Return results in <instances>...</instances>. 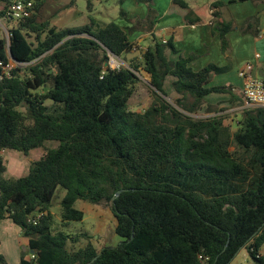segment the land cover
<instances>
[{
	"label": "trees",
	"instance_id": "16d2710c",
	"mask_svg": "<svg viewBox=\"0 0 264 264\" xmlns=\"http://www.w3.org/2000/svg\"><path fill=\"white\" fill-rule=\"evenodd\" d=\"M32 1L31 13L7 28L8 39L0 35V220L18 225L35 254L32 260L23 254L20 264H232L242 249L248 264H264V108L245 109L233 132L222 117H192L210 94L240 100L231 86H210L230 66L195 71V55L171 60L168 52L178 53L172 40L154 38L140 56L111 68V55L137 48L129 38L137 28L117 21L95 27L93 20L57 28L38 20L46 0ZM173 1L188 9L187 23L200 20L185 0ZM0 2L2 19L11 0ZM258 26L252 16L240 31L259 35ZM231 30L219 27L224 51ZM141 66L150 74L152 103L136 112L129 101ZM168 76L175 79V104L167 100ZM48 141L58 145L45 149L25 176H4L1 151L28 154ZM59 187L61 226L84 220L77 201L104 203L120 243L74 249L89 234L55 228ZM0 264H8L2 255Z\"/></svg>",
	"mask_w": 264,
	"mask_h": 264
},
{
	"label": "crops",
	"instance_id": "0c3cea01",
	"mask_svg": "<svg viewBox=\"0 0 264 264\" xmlns=\"http://www.w3.org/2000/svg\"><path fill=\"white\" fill-rule=\"evenodd\" d=\"M134 2L130 6L132 11L124 10L127 19L131 21L136 18L141 19V21L146 20L147 9L135 0ZM152 5L154 6L152 11L155 14L154 18L151 19V31L140 32L137 31L139 29H136V31L129 34L130 41L137 46L129 54L130 58L140 56V53L137 55V51L140 52L148 48L153 43L154 38L161 42L172 40L178 53L168 52L169 58L177 60L180 54L186 57L195 55L196 58L190 63V66L195 71H199L209 64H216L221 67L230 66L228 72L215 75L210 86H231L233 93L241 97L245 83V78L240 75L242 71L263 79L264 0H212L208 8L206 6L200 7L198 3L192 5L188 3L195 14L194 16H198L200 19L192 24L186 21L188 9L174 3L173 0H153ZM72 9L73 6L62 10L51 22L52 26L61 29L68 27L65 19L71 16ZM252 16L259 18V35L243 34L240 31L244 21ZM224 23L232 25V30L227 33L229 48L226 51L223 50L219 31V27ZM121 24L127 29L131 28L129 22L124 24L122 21ZM95 27L100 26L96 25ZM149 37H151L152 43L144 46L142 42ZM168 80L169 83H167ZM174 80L172 76L166 78L165 90L169 96L177 99L179 95L172 87ZM218 95L231 98V95L226 93L210 94L207 97L213 99ZM7 151L10 150L1 151L2 156ZM31 151L28 154L19 151L15 152L12 158L7 160L8 164L4 176L6 178L25 176L31 163L43 155L42 153L34 158L31 155ZM82 210L86 212L84 209ZM28 250V239L23 236L22 229L9 218L0 220V255L5 257L7 263L20 264L23 254L27 253L26 258H29L28 253L31 252H28ZM261 253L264 254L262 248ZM246 259L247 262L249 257L247 256Z\"/></svg>",
	"mask_w": 264,
	"mask_h": 264
},
{
	"label": "rangeland",
	"instance_id": "374dc122",
	"mask_svg": "<svg viewBox=\"0 0 264 264\" xmlns=\"http://www.w3.org/2000/svg\"><path fill=\"white\" fill-rule=\"evenodd\" d=\"M188 3L194 4L198 3L200 7L206 6L208 8L209 3L212 0H185ZM71 0H46L45 4L41 7L38 12L39 21H50L52 22L62 10L66 9L70 5ZM134 0H76L71 11V16L67 17L65 21L68 23L66 28H75L82 27L91 23L93 20L95 26H104L105 24L111 21H117L124 24L129 22L131 27L137 28L140 32L146 31L149 28L148 15L152 13V19L154 14L152 12L154 6L152 5L153 1L149 4H142L147 9L146 20L141 21V19L128 20L126 17L125 11H132L131 4ZM135 3V2H134ZM4 7V3L0 2V9ZM71 7V6H70ZM125 10V11H124ZM124 12L125 15H122L121 12ZM139 21L135 27V22ZM142 23V24H141ZM15 25L14 20H4L0 22V35L8 39V29ZM133 25V26H132ZM64 29V28H63ZM136 31V30H134ZM133 31V32H134ZM149 31V30H148ZM34 40V38H32ZM152 43L151 37L144 40L142 44L147 46ZM125 57H121L119 60L121 65H127L124 62ZM127 62V61H126ZM15 66V62H12ZM139 63H142V59H139ZM112 64V63H110ZM113 67H117L116 64H112ZM21 66H24L23 64ZM140 80L135 86V91L133 96L129 101V108L132 111L144 112L152 103V87L150 85V74L146 72L142 66L140 72L138 73ZM264 79V77H262ZM169 83V80L167 81ZM242 95V94H241ZM240 100L233 101L230 97H225L223 95H218L213 99L206 97L205 104L203 107L196 113L192 114V117L195 119H205L213 116L222 117L225 125L230 126L232 132L238 128V123L242 118V112L245 109L250 108L251 106H246L242 96ZM167 100L175 104V98L171 96L167 97ZM58 145L57 142L48 141L44 144V147L33 149L31 155L35 158L45 153V149L53 148ZM17 152L14 150L7 151L4 154L6 163L7 160L12 158V155ZM65 194V190L62 187H59L52 200V212L55 215V228L63 229L64 231L70 234H80L82 232L88 233L89 237L81 238L80 242L74 245V249H79L85 247L88 243L93 244L97 249L102 248L105 245L116 246L120 243L121 238L117 235L115 231L116 219L110 210L109 205L100 204L92 205L88 202L79 200L76 202L75 206L78 209H84L85 218L81 222H69L67 225L61 226L60 213H61V200ZM69 247L72 249V244H69ZM262 252L264 253V245L262 247ZM240 255L242 256V264H247L246 257L248 253L246 249H242Z\"/></svg>",
	"mask_w": 264,
	"mask_h": 264
},
{
	"label": "built area",
	"instance_id": "2783aa9c",
	"mask_svg": "<svg viewBox=\"0 0 264 264\" xmlns=\"http://www.w3.org/2000/svg\"><path fill=\"white\" fill-rule=\"evenodd\" d=\"M32 7V0H11V3L8 4L6 14L2 19L19 20L24 15H29L31 13ZM2 19H0V22ZM163 42L165 43L166 41ZM110 63L116 64L117 67L115 68H119L121 66L119 59L113 55L110 57L109 66L114 68ZM13 66L14 64L11 62L10 64L4 66V69L9 71V69ZM240 75L241 77L245 78V83L242 88V98L246 106L264 108V80L247 74L245 71H242ZM29 259H35V254L30 253Z\"/></svg>",
	"mask_w": 264,
	"mask_h": 264
},
{
	"label": "water",
	"instance_id": "95a60500",
	"mask_svg": "<svg viewBox=\"0 0 264 264\" xmlns=\"http://www.w3.org/2000/svg\"><path fill=\"white\" fill-rule=\"evenodd\" d=\"M139 53H140V52L137 51V55H139ZM10 54H11V51H10ZM129 54H131V52L127 53L126 56H125V59H124V62H125V63H126V60H129V59H130ZM117 59L120 60L121 58H120V57H117ZM150 85H151V82H150ZM151 87L153 88L152 85H151ZM121 191H122V190H121ZM121 191L117 192V195L120 194ZM241 258H242V256L239 254V255L236 257V259L233 261L232 264H237L238 261L241 260Z\"/></svg>",
	"mask_w": 264,
	"mask_h": 264
}]
</instances>
